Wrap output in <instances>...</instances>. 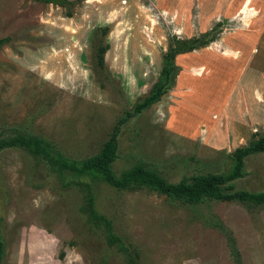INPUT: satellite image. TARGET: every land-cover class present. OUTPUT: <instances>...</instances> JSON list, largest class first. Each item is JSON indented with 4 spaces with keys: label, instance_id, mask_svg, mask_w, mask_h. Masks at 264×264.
Here are the masks:
<instances>
[{
    "label": "rangeland",
    "instance_id": "obj_1",
    "mask_svg": "<svg viewBox=\"0 0 264 264\" xmlns=\"http://www.w3.org/2000/svg\"><path fill=\"white\" fill-rule=\"evenodd\" d=\"M0 0V134L44 139L72 159L97 153L116 121L157 82L170 40L207 46L178 55L172 88L121 128L116 175L137 164L171 183L227 171L229 155L264 133V0ZM67 12L70 15H67ZM107 45L104 69L96 65ZM20 148L0 151L2 264H128L81 213L85 188ZM95 208L140 264H264V208L171 202L145 189L91 185ZM236 189L264 191V153ZM132 254V251H130Z\"/></svg>",
    "mask_w": 264,
    "mask_h": 264
},
{
    "label": "trees",
    "instance_id": "obj_2",
    "mask_svg": "<svg viewBox=\"0 0 264 264\" xmlns=\"http://www.w3.org/2000/svg\"><path fill=\"white\" fill-rule=\"evenodd\" d=\"M35 3L52 4L54 6L67 7V0H33ZM69 16L70 13L67 12ZM220 24L199 37L191 39H178L174 37L168 44L167 51L163 55V65L157 82L148 94L139 100L132 111H127L120 117L112 128L109 137L101 144L94 155L84 159H72L60 152L53 150L52 146L44 139L28 134L3 137L0 134V151L9 148H20L34 157L41 158L49 167L61 175H69L73 186L85 188V203L81 207V213L93 230L99 231L108 247H115L121 251L128 264H140L139 255L131 245H126L113 229L110 219L98 213L95 208V198L91 185L105 183L118 191L148 190L165 196L171 202H179L187 206H198L208 201L229 202L240 204L249 210L264 208V191L249 192L236 189V181L245 176L246 159L250 156L264 153V133H254L249 142L236 148L228 157L231 161L227 171L219 173L196 174L182 177L178 182L171 183L163 178L157 171L137 164L119 175L112 169L118 158V138L121 128L130 119L148 111L157 104L161 98L172 88L179 71L175 58L178 55L191 53L194 50L212 43L219 34ZM9 43V39H0V48ZM108 46H99L96 52V65L104 69V54ZM2 219L0 218V264L5 257V240L2 235ZM226 234L229 241L230 254L236 264L239 262V253L234 238ZM132 251V254L131 252Z\"/></svg>",
    "mask_w": 264,
    "mask_h": 264
}]
</instances>
